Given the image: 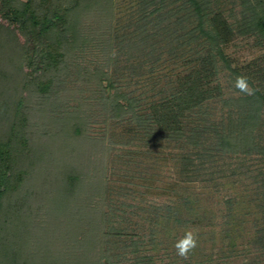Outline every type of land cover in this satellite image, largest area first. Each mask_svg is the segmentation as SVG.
<instances>
[{
  "label": "rangeland",
  "instance_id": "rangeland-1",
  "mask_svg": "<svg viewBox=\"0 0 264 264\" xmlns=\"http://www.w3.org/2000/svg\"><path fill=\"white\" fill-rule=\"evenodd\" d=\"M159 5L160 0H81L76 49L66 56L65 65L71 67L58 73L45 106L32 98V122L53 132L61 131L60 120L68 116L87 122V146H78L74 157L95 177L85 199L109 213L115 234L122 233L112 239L113 253L124 252L126 238L135 235L141 241L139 254L156 264H264V153L216 152L215 129L228 127L243 95L234 87L237 75L231 68L220 61L209 86L213 97L185 120L187 134L200 126L198 146L150 139L128 116L114 117L100 88L85 75L104 65L125 91L139 98L141 112H150L152 103L172 93L195 67L201 45L198 39L179 38L195 25L182 2L167 1L151 16ZM213 7L231 21L243 16V0H217ZM8 49L0 48V73H8L3 67L13 48ZM224 51L232 69L255 82L264 75V42L257 34L237 32ZM255 133L264 149V120ZM31 136L33 143L43 138ZM49 162L36 160V178L27 188L28 195L29 189L33 192L29 201L36 221L42 215L48 219L50 211L53 176H46L54 168ZM27 197L21 195L23 201ZM187 229L197 234L198 246L183 259L174 244ZM129 256L116 264H130L136 255Z\"/></svg>",
  "mask_w": 264,
  "mask_h": 264
},
{
  "label": "trees",
  "instance_id": "trees-1",
  "mask_svg": "<svg viewBox=\"0 0 264 264\" xmlns=\"http://www.w3.org/2000/svg\"><path fill=\"white\" fill-rule=\"evenodd\" d=\"M167 1L182 2L183 10L195 18V25L179 38L198 39L201 45L194 58L195 67L179 80L172 93L152 103L150 112H141L139 98L125 91L104 65L86 70L85 75L100 88L101 100L114 117L128 116L150 139L198 146L203 137L200 126L192 127L187 134L185 120L213 97L209 86L218 74L220 61L234 75L242 74L232 69L224 51L237 32L257 34L264 42V0H243V16L237 21L215 10L217 0H160L161 5L153 7L151 16L160 13ZM80 2L0 0V48H13L3 67L8 73H0V264H116L130 254L136 255L130 264H156L151 257L139 254L141 241L135 235L126 238L124 252L113 253L112 239L122 233L115 234L109 213L98 211L85 199L83 193L87 187L93 188L95 177L90 175L89 166L74 157L78 146H87L85 119L79 124L75 116L65 117L57 127L59 132L44 130L39 121L31 119L32 98L42 100L45 106L58 73L71 67L65 63L79 37ZM78 71L84 73V67L79 66ZM249 84L254 94H243L236 117H231L226 129H215L218 153L250 154L255 149L264 153L255 133L264 120V75L257 82L249 78ZM36 134L43 138L33 143L31 135ZM80 149L82 152L85 148ZM56 151L59 155L55 156ZM36 160L44 164L50 160L48 165L54 168L52 175L46 176L47 180L53 176L48 219L42 215L37 221L29 201L33 192L29 189L30 195L27 193L28 184L36 178L32 172ZM22 194H27V201Z\"/></svg>",
  "mask_w": 264,
  "mask_h": 264
},
{
  "label": "clouds",
  "instance_id": "clouds-1",
  "mask_svg": "<svg viewBox=\"0 0 264 264\" xmlns=\"http://www.w3.org/2000/svg\"><path fill=\"white\" fill-rule=\"evenodd\" d=\"M234 87L239 92L245 95H253L255 89L249 84V78L246 75H237L233 81ZM198 246V236L191 229H187L184 235L178 238L174 244L176 254L183 258L188 259L189 253H191Z\"/></svg>",
  "mask_w": 264,
  "mask_h": 264
}]
</instances>
